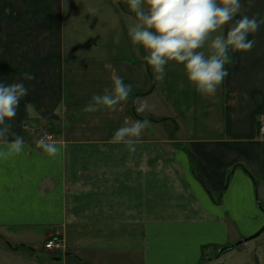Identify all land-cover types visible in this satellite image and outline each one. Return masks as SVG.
I'll use <instances>...</instances> for the list:
<instances>
[{
  "label": "crops",
  "instance_id": "0c3cea01",
  "mask_svg": "<svg viewBox=\"0 0 264 264\" xmlns=\"http://www.w3.org/2000/svg\"><path fill=\"white\" fill-rule=\"evenodd\" d=\"M135 22L128 0H0V83L29 89L12 131L59 126L47 135L57 155L24 140L0 158V230L31 252L26 264L50 237L63 248L40 264H218L201 248L264 232V25L203 96L175 62L155 79L128 36ZM113 71L132 85L122 110L82 112ZM137 97L152 110L138 113ZM125 118L151 121L134 153L109 142Z\"/></svg>",
  "mask_w": 264,
  "mask_h": 264
},
{
  "label": "clouds",
  "instance_id": "9594fccd",
  "mask_svg": "<svg viewBox=\"0 0 264 264\" xmlns=\"http://www.w3.org/2000/svg\"><path fill=\"white\" fill-rule=\"evenodd\" d=\"M247 3L245 9L242 0H128L136 20L128 26V36L133 46L142 47L146 52L144 60L156 80H162L165 66L175 62L182 66L188 81L201 95H214L229 74L225 66L233 62L231 53L251 51L256 42L249 36L264 25V17L259 13L246 14L255 0H247ZM33 79L34 74H23V80ZM111 81V86L104 88L102 94L92 96L82 112L122 110V102L130 98L132 85L125 84L123 77L115 71ZM28 92L22 81L0 83V144L7 146L6 150L0 151L2 159L23 150L24 138L12 131V121L21 99ZM134 103L138 113L151 111L153 107L147 99L140 97ZM150 125L148 119L130 121L125 118L109 142L124 144L130 153H134L138 138ZM9 136L15 138L10 140ZM36 147L49 156H55L59 151L47 136L38 139Z\"/></svg>",
  "mask_w": 264,
  "mask_h": 264
},
{
  "label": "rangeland",
  "instance_id": "374dc122",
  "mask_svg": "<svg viewBox=\"0 0 264 264\" xmlns=\"http://www.w3.org/2000/svg\"><path fill=\"white\" fill-rule=\"evenodd\" d=\"M24 123L29 128H32V130L25 131L22 137L25 141L35 146L38 139L42 136L52 134V132H55L59 127L52 121H41L37 119L26 120ZM169 126L173 128L176 124L172 123ZM262 128L261 126L259 131H261ZM47 137L49 138V136ZM2 233L5 234L0 230V264H26V262L30 261L32 256L31 252L19 243L8 242ZM43 243L44 241L41 243V252L37 249V256L33 258L36 264L48 262L51 256L55 254L54 252H60L62 250L50 253L43 249ZM228 246H231V244L214 246L213 248H201V261L215 260L216 257L223 256L218 264H264V232H261L259 235L243 244L228 249H222Z\"/></svg>",
  "mask_w": 264,
  "mask_h": 264
},
{
  "label": "built area",
  "instance_id": "2783aa9c",
  "mask_svg": "<svg viewBox=\"0 0 264 264\" xmlns=\"http://www.w3.org/2000/svg\"><path fill=\"white\" fill-rule=\"evenodd\" d=\"M263 131V128L261 129ZM51 138V136H49ZM63 247L62 240L56 237H50L46 239L43 243V249L48 252H54L57 250H61Z\"/></svg>",
  "mask_w": 264,
  "mask_h": 264
},
{
  "label": "water",
  "instance_id": "95a60500",
  "mask_svg": "<svg viewBox=\"0 0 264 264\" xmlns=\"http://www.w3.org/2000/svg\"><path fill=\"white\" fill-rule=\"evenodd\" d=\"M262 230H263V229H262ZM262 230H260L259 232H257L255 235L246 238L244 241H248V240H250V239L256 237L257 235H259V234L262 232ZM242 241H243V240H242ZM242 241L236 242L235 244H233V245H231V246H228V247H225V248H222V249H228V248L234 247V246H236V245L242 243ZM222 249H221V250H222Z\"/></svg>",
  "mask_w": 264,
  "mask_h": 264
}]
</instances>
